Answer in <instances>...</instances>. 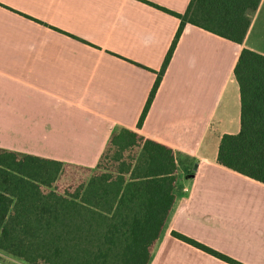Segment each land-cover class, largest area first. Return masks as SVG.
<instances>
[{"label":"crops","instance_id":"0c3cea01","mask_svg":"<svg viewBox=\"0 0 264 264\" xmlns=\"http://www.w3.org/2000/svg\"><path fill=\"white\" fill-rule=\"evenodd\" d=\"M189 1L0 0V148L93 168L115 128L137 130L177 166L149 264H231L172 231L264 264V184L216 160L221 136L240 129V51L264 55V0L241 44L185 24L136 126L180 23L163 9Z\"/></svg>","mask_w":264,"mask_h":264},{"label":"trees","instance_id":"16d2710c","mask_svg":"<svg viewBox=\"0 0 264 264\" xmlns=\"http://www.w3.org/2000/svg\"><path fill=\"white\" fill-rule=\"evenodd\" d=\"M260 0H190L137 121L140 128L185 24L241 44ZM240 129L217 163L264 184V55L243 47L233 70ZM171 147L115 128L95 167L0 148V253L27 264H149L175 201ZM176 238L242 264L185 235Z\"/></svg>","mask_w":264,"mask_h":264},{"label":"rangeland","instance_id":"374dc122","mask_svg":"<svg viewBox=\"0 0 264 264\" xmlns=\"http://www.w3.org/2000/svg\"><path fill=\"white\" fill-rule=\"evenodd\" d=\"M0 261H3L6 264H27L21 260H18L16 258H12L9 256H4L0 254Z\"/></svg>","mask_w":264,"mask_h":264}]
</instances>
